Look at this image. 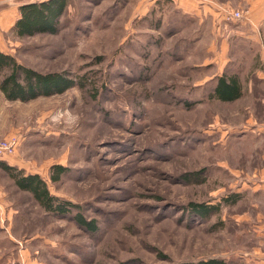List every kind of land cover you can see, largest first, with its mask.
I'll use <instances>...</instances> for the list:
<instances>
[{"label":"rangeland","instance_id":"obj_1","mask_svg":"<svg viewBox=\"0 0 264 264\" xmlns=\"http://www.w3.org/2000/svg\"><path fill=\"white\" fill-rule=\"evenodd\" d=\"M191 2L70 0L54 34L0 32L19 63L75 81L27 102L0 90V139L22 138L0 161L39 174L96 227L46 212L0 167V264H260V65L229 32L244 17L221 14L243 11L240 0ZM221 75L238 77L240 99L212 97ZM193 203L216 208L200 216Z\"/></svg>","mask_w":264,"mask_h":264},{"label":"trees","instance_id":"obj_2","mask_svg":"<svg viewBox=\"0 0 264 264\" xmlns=\"http://www.w3.org/2000/svg\"><path fill=\"white\" fill-rule=\"evenodd\" d=\"M69 3L70 0H36L21 4L19 6V18L13 26L14 33L18 37L56 33L59 21ZM6 69H8V73L0 78V90L9 101L27 102L40 96L62 94L75 86V81L62 73L38 72L19 63L13 55L0 50V75ZM242 95V85L235 75L219 76L212 92V97L222 102L236 101ZM0 167L9 174L20 190L32 194L36 202L46 212L61 216H73L74 221L80 227L89 231L96 230L94 222L87 221L80 212H74L77 210V204L51 194L46 182L39 174H26L23 170L1 161ZM52 170L54 182L58 181L65 172V168L61 165H54ZM191 206L193 212L200 216L209 215L216 208V206L207 207L196 203L191 204ZM195 264H227V262L212 258Z\"/></svg>","mask_w":264,"mask_h":264},{"label":"crops","instance_id":"obj_3","mask_svg":"<svg viewBox=\"0 0 264 264\" xmlns=\"http://www.w3.org/2000/svg\"><path fill=\"white\" fill-rule=\"evenodd\" d=\"M27 1L33 0H0V32L5 30L7 26H14L16 20L19 18V6ZM189 1L190 0H181V4H185L188 7ZM240 1V6L243 7L244 11H242L244 13V19L243 22L241 21V28H232L229 29V32L232 31L233 34L237 32L243 34L245 37V54L249 57V62L251 64L257 63L260 65V67L253 72L252 78H258L260 81L264 82V0ZM194 2H196V0H192V7ZM206 10L207 9H205V12H207ZM214 12L217 13L215 10ZM216 20L219 22L218 24L221 23L218 17L215 18V22ZM262 102H264V100H262ZM262 188L264 191V187ZM261 217L264 218V213L261 214ZM255 256L259 259L260 264H264V252L261 251L259 255ZM256 263H258V261H256Z\"/></svg>","mask_w":264,"mask_h":264},{"label":"built area","instance_id":"obj_4","mask_svg":"<svg viewBox=\"0 0 264 264\" xmlns=\"http://www.w3.org/2000/svg\"><path fill=\"white\" fill-rule=\"evenodd\" d=\"M221 14L226 21H238L244 17V13L239 10H224ZM21 142L22 138L19 135H12L0 139V158L13 156L21 146ZM21 264H25V262Z\"/></svg>","mask_w":264,"mask_h":264}]
</instances>
